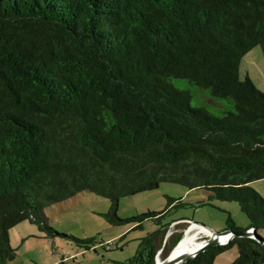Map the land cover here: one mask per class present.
Returning <instances> with one entry per match:
<instances>
[{
  "label": "trees",
  "instance_id": "obj_1",
  "mask_svg": "<svg viewBox=\"0 0 264 264\" xmlns=\"http://www.w3.org/2000/svg\"><path fill=\"white\" fill-rule=\"evenodd\" d=\"M256 47L264 59V0H0V264L16 258L9 230L25 221L94 248L44 215L85 191L109 199L120 222L123 197L161 183L203 189L263 231L264 198L249 184L264 179V93L239 79ZM157 226L126 264L168 256L182 235ZM233 246L231 264H264V246L247 238L185 264H213Z\"/></svg>",
  "mask_w": 264,
  "mask_h": 264
},
{
  "label": "rangeland",
  "instance_id": "obj_2",
  "mask_svg": "<svg viewBox=\"0 0 264 264\" xmlns=\"http://www.w3.org/2000/svg\"><path fill=\"white\" fill-rule=\"evenodd\" d=\"M246 77L264 93V59L260 47L241 59L239 79L243 81ZM199 100L215 105L209 98L201 97ZM214 102L224 105L223 102ZM191 104L193 107L202 105L218 113L213 107L195 100ZM249 187L264 198V179L252 182ZM209 195L203 189L189 190L179 184L161 183L157 189L119 199L116 217L120 222H117L109 217V199L89 191L79 193L62 203L49 206L44 210V215L49 227L57 233L79 240L93 239L96 243L94 248L80 250L73 241L63 237L45 239L36 225L25 221L9 230V242L16 251V258L6 264H126L136 254L140 240L158 230V223L163 226L170 224L166 228L168 236L176 233L183 236L190 222L222 233L231 220L236 228L247 230L248 219L237 203L208 200ZM172 201L175 202L169 207ZM178 202L184 207H178ZM152 213H161L163 217L159 221L143 220L140 227L132 221L133 218ZM176 221L188 225H178L174 223ZM258 235L264 239V230ZM197 238L202 241L206 235L200 234ZM159 257L163 259L162 255ZM237 257L238 249L233 246L218 255L213 264H231Z\"/></svg>",
  "mask_w": 264,
  "mask_h": 264
},
{
  "label": "water",
  "instance_id": "obj_3",
  "mask_svg": "<svg viewBox=\"0 0 264 264\" xmlns=\"http://www.w3.org/2000/svg\"><path fill=\"white\" fill-rule=\"evenodd\" d=\"M193 226L197 227V228H201L203 230H206L210 233V235L206 236L205 240L200 241L201 246L195 250H191V251L184 253L181 256L173 259L172 255H173L174 251L179 247V245L184 240V238L187 234V231H185L183 236L179 240V242L176 244V246L170 251V253L168 254L167 257H165L161 260V262L159 264H185L186 262L196 258L201 253L207 251L211 247L227 245L234 238L254 239V240H257L262 246H264V241H263L264 239L261 238L254 229H249V230H246L243 232H238V233H235L229 229H226L222 233H215V232L210 231L209 229H207L203 225H200V224L195 223V222H190L188 229L193 227ZM222 236H228L229 237L225 243H221L219 241V238ZM196 240H198V238H196ZM159 255H161V250L155 256V264H158L157 258L159 257Z\"/></svg>",
  "mask_w": 264,
  "mask_h": 264
},
{
  "label": "bare ground",
  "instance_id": "obj_4",
  "mask_svg": "<svg viewBox=\"0 0 264 264\" xmlns=\"http://www.w3.org/2000/svg\"><path fill=\"white\" fill-rule=\"evenodd\" d=\"M186 231H187V234H186L184 240L181 242L179 247L174 251V253L172 255L173 259L177 258V257L181 256L182 254L187 253L191 250H195V249L199 248L201 246V243H200V241L196 240L198 235H200V234H204L206 236L210 235V233L208 231L203 230L201 228L194 227V226L187 229ZM228 238H229L228 236H222L219 238V241L221 243H225L228 240ZM160 258L161 257L157 258L158 264L162 260Z\"/></svg>",
  "mask_w": 264,
  "mask_h": 264
},
{
  "label": "crops",
  "instance_id": "obj_5",
  "mask_svg": "<svg viewBox=\"0 0 264 264\" xmlns=\"http://www.w3.org/2000/svg\"><path fill=\"white\" fill-rule=\"evenodd\" d=\"M261 232V231H260Z\"/></svg>",
  "mask_w": 264,
  "mask_h": 264
}]
</instances>
